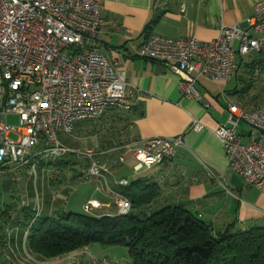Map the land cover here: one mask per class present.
Segmentation results:
<instances>
[{"label":"crops","instance_id":"0c3cea01","mask_svg":"<svg viewBox=\"0 0 264 264\" xmlns=\"http://www.w3.org/2000/svg\"><path fill=\"white\" fill-rule=\"evenodd\" d=\"M254 2L104 0L100 45L124 71L126 90L132 96L133 107L130 111L108 109L98 120L77 123L74 131L89 142L85 150L94 151V159L110 167V175L90 180L80 176L85 170L79 169L81 173L76 176L80 177L75 176L68 186L58 188L47 177L48 183L35 184L28 167L11 165L0 178V209L13 202L17 205L23 202L25 206L38 209L40 216H55L59 204L69 206L71 185L92 182L91 188L82 194V211L76 213L88 214L83 206L87 201L95 200L100 205L88 215L115 216L118 208L114 192H119L116 182L121 178L128 179L132 174L134 178H146L159 187V196L152 206L182 204L215 229L232 224L233 230L244 231L264 225V194L247 185L229 167L222 143L214 133L225 123L228 105H237L244 110L264 106V49L259 53L240 55L237 51L239 42L235 41V66L230 80L199 79L196 88L202 95L200 100L182 98L176 75L167 71L163 64L142 59L137 54L150 33L173 38L191 35L198 41L208 42L218 36L222 25L238 26L251 32L248 20L253 15ZM205 101L209 104L207 108L202 106ZM238 131L242 141L246 142L247 125L240 122ZM178 135H182L183 145L172 159L144 172L134 171V148L145 145L155 136ZM70 159L73 164H79L80 159L88 162L83 156L72 155ZM36 170L42 176L51 172L46 167ZM18 176L26 180L21 182L20 189L14 182H5L16 180ZM93 244L44 259L27 248L22 225H10L0 217V251H5L0 256V264H90V255L111 258L106 255L107 247ZM116 246L119 245L112 247ZM122 254L130 260L126 248Z\"/></svg>","mask_w":264,"mask_h":264},{"label":"built area","instance_id":"2783aa9c","mask_svg":"<svg viewBox=\"0 0 264 264\" xmlns=\"http://www.w3.org/2000/svg\"><path fill=\"white\" fill-rule=\"evenodd\" d=\"M103 9L104 0H0V115L18 116L15 126L0 121V178L11 165L34 173L40 159L68 154L89 160L88 178L110 175V167L97 162L94 151H69L57 137L58 132L73 133L77 123L100 119L108 109L133 107L124 71L100 45ZM248 21L251 32L222 25L218 36L208 42L191 35L173 38L150 33L137 54L176 75L182 98L200 100L199 79L230 80L235 41L240 55L264 49V0H255ZM240 122L248 127L246 142L238 131ZM214 133L229 167L264 194V106L244 110L228 105L226 121ZM182 145V135L149 139L132 151L134 171L172 159ZM128 183L121 178L116 185ZM114 194L117 214H127L130 201ZM99 205L89 200L83 209L89 213ZM90 264L120 263L90 255Z\"/></svg>","mask_w":264,"mask_h":264},{"label":"trees","instance_id":"16d2710c","mask_svg":"<svg viewBox=\"0 0 264 264\" xmlns=\"http://www.w3.org/2000/svg\"><path fill=\"white\" fill-rule=\"evenodd\" d=\"M58 165L68 166V161L46 157L37 167ZM118 190L131 203L125 215L63 211L40 216L39 210L13 202L0 209V217L22 225L27 248L46 259L100 243L125 247L133 264H264V225L244 231L233 230L232 224L215 229L182 204L152 206L159 187L142 177Z\"/></svg>","mask_w":264,"mask_h":264},{"label":"rangeland","instance_id":"374dc122","mask_svg":"<svg viewBox=\"0 0 264 264\" xmlns=\"http://www.w3.org/2000/svg\"><path fill=\"white\" fill-rule=\"evenodd\" d=\"M0 121L3 123H8V124L15 126V125H18V116L15 114H3V115H0ZM10 137L16 138V136L12 133L10 134ZM58 138H59L60 144L72 152L80 151L82 153V152H84L86 147L89 146V142L87 140H85L81 135H79V133H77L75 131L71 134H67L64 132L59 133ZM70 156H72V154H68V155L64 156V160L68 161V166H62L61 168H60V165L55 166L54 169H51V172H48V173L46 172V173H44L45 175L43 174V176H42V174H40L38 172V170L35 169L36 172L31 173L32 174L31 175L32 182H34L35 184H37V183L39 184L41 181H43V183H45V182L48 183L49 181H46V177H47V180L50 179L51 182H53L58 188H60L61 186H68L70 181H73L72 178H74L77 173H81L78 171L79 169L85 170L84 173H81L80 176L87 177V168L89 165V160L87 162L86 159H80V160H78L79 164H73V162L70 159ZM77 158H79V157H77ZM58 162H57V164H58ZM73 171L75 172V175H73ZM142 172H144V170ZM41 176L43 177V180H41V178H42ZM80 176L77 175L76 177H80ZM91 178H98V177H91ZM91 178H90V180H94ZM128 179H130V180L134 179L133 175L129 174ZM7 180H9V181H7ZM7 180L5 181L7 184L14 182L13 184L18 186L19 189H20V186L22 185L21 182L26 181L25 178L22 179L20 176L16 177V180H13V179H7ZM91 184H92V182L84 183V184H81L79 186H78V184L71 185V187L73 188L72 189L73 191H72V194L69 195V199H68V205L69 206L63 207L62 206L63 204H59L58 210H57L58 214H61L63 211H65L67 213L70 211L75 212V213L81 212L82 209H81L80 204H81V200L83 198L82 194H83V192H87V188H91ZM0 191L2 192V181H0ZM6 199H8V198H6ZM23 205H25V204L22 202V204L21 205L19 204L18 206H23ZM61 206H62V208H60ZM93 246L107 247L109 251H107L106 255L110 256L112 259H115L117 262H119L121 264H133L127 257L123 258L122 255H124V254H122V252L125 251V248L122 246L112 247V246H108V245L100 244V243H94ZM5 247L6 246H4V248ZM1 249H3V248H1ZM1 251H0V256H2L5 253V251H2V252ZM44 259H46V258H44ZM50 259H52V258H50Z\"/></svg>","mask_w":264,"mask_h":264}]
</instances>
